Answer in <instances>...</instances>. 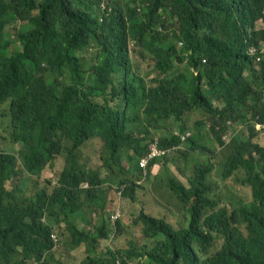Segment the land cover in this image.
<instances>
[{
	"label": "trees",
	"instance_id": "1",
	"mask_svg": "<svg viewBox=\"0 0 264 264\" xmlns=\"http://www.w3.org/2000/svg\"><path fill=\"white\" fill-rule=\"evenodd\" d=\"M258 21L264 0H0V111L21 146L0 152V264H76L70 260L80 252L79 264H129L133 257L136 264H264V146L253 142L255 127L264 129ZM131 43L153 62L149 82L131 61ZM91 46L97 53L88 59ZM196 112L201 120L183 142L186 118ZM234 124L248 135L236 131L228 145L224 136ZM95 138L103 142L106 178L80 155ZM212 140L229 150L223 177L243 171L237 182L248 186L251 201L221 206L209 183L211 161L195 165L189 186L168 172L163 180L185 204L187 227L141 211L138 223L152 247L98 256L99 242L112 231L106 218L92 231L76 220L105 213L111 179L121 200L135 201L138 182L152 180L160 160L168 163L166 155L140 168L153 144L213 155ZM60 157L55 185L49 181L28 197L15 183L22 173L41 177ZM120 204L109 224L118 211L121 217Z\"/></svg>",
	"mask_w": 264,
	"mask_h": 264
},
{
	"label": "rangeland",
	"instance_id": "2",
	"mask_svg": "<svg viewBox=\"0 0 264 264\" xmlns=\"http://www.w3.org/2000/svg\"><path fill=\"white\" fill-rule=\"evenodd\" d=\"M257 28H264V21H258ZM13 31V29H9ZM97 53V48L91 46L90 49L85 54L88 59ZM144 50L141 46L134 43L130 44V57L131 61L134 64L135 69L146 78L149 82L152 78H155L156 73L153 71V62L152 60L145 55ZM201 120L199 112H196L194 115H189L186 118V128L187 132L191 135L193 133V127L198 120ZM250 124V123H248ZM252 125V124H251ZM256 131L259 133L253 139V142L264 146V129L261 126L255 127ZM12 123L11 118L8 116L7 112L0 111V152L12 153L13 151L20 150L21 146L19 143L12 141L11 132H12ZM177 129L173 128V133L175 135H181L176 133ZM236 131L242 132L243 136L248 135V129L245 126L240 124H234L230 127L227 135L224 136V141L226 144H230L233 138V135ZM152 133L156 136H161L166 134V130L156 132L152 130ZM187 134V133H186ZM203 133L202 135H204ZM183 136V135H181ZM212 148L215 149L213 155L210 154H200V153H190L188 148L182 146L178 150H171L166 159L168 163L162 159L159 161V164L153 169V179L145 180L138 182L141 184L138 186V189L135 193V201L125 198L123 196L121 200V193L117 192L118 182L115 179H111L109 185L114 192L109 193V199L111 202L106 205V211L102 215L100 213H94V211L86 213L87 222L82 223L81 220H76V223L80 228H84L87 231L94 230L95 227L102 224L103 219L106 218V224L110 225L111 232L109 234V239L99 242V245L96 250L98 256H105L107 250H128L132 248L136 253L146 252L147 249L151 248L153 242H149L144 239L143 232L141 230V225L138 223V217L141 211L146 212L147 214L164 219L167 223L173 225L174 228L178 227H187L189 218L186 215V206L181 203L177 197L167 189L166 182L163 179H166V174L172 172L177 179H179L185 186H189V178L193 175V170L196 164H204L212 162L214 170L209 178V183L215 187L214 199L219 200L221 206L230 208L231 205L237 204L238 206L241 203H247L251 201V192L248 186H243L237 182V178H244L243 171H237L234 177L230 179H225L223 177L225 162L229 150L223 147L216 145L214 140H212ZM66 148H69L70 142H66ZM209 146V141L206 142ZM103 149V142L101 139L95 138L89 140L81 149L80 155L82 160L88 165L91 169H98L101 172L102 178L108 176L106 170L102 168L101 161V152ZM159 159V158H158ZM156 160V159H155ZM131 163H135L132 161ZM161 163V164H160ZM64 164V159L61 157L57 159L53 168H47L41 175V177H29L25 173H22L21 176L15 181L9 182L7 184V189H10L15 183H20V186L26 192V196L30 197L33 194L35 195L39 192L44 186L47 185L49 181H52L53 185L57 183L58 175L62 171V166ZM18 169L21 170V164L19 163ZM20 197H25L21 195ZM121 201V217L120 226L117 229V222L109 224L108 215L113 211L114 205L117 204V199ZM111 220V219H110ZM109 220V221H110ZM59 225L61 230L64 232L66 230V224L61 223ZM58 238V237H57ZM59 239L57 247L59 246ZM223 243L221 238L217 239V247ZM56 247V248H57ZM61 247L58 248L60 250ZM85 250V247H82ZM216 250V249H215ZM82 252L77 253L74 258H71L70 262L79 264L83 259ZM137 258H131L129 264H136Z\"/></svg>",
	"mask_w": 264,
	"mask_h": 264
},
{
	"label": "built area",
	"instance_id": "3",
	"mask_svg": "<svg viewBox=\"0 0 264 264\" xmlns=\"http://www.w3.org/2000/svg\"><path fill=\"white\" fill-rule=\"evenodd\" d=\"M257 49L253 48L251 49V53L254 54L256 52ZM188 137H190V133L184 134L183 136H181V140L184 142ZM169 151L166 150H161L157 144H153L150 149H149V153L147 154V156L140 160L139 166L141 169L146 170L149 163L155 159L158 158H162L166 155H168ZM120 217V211H118L114 216H112V222L115 223Z\"/></svg>",
	"mask_w": 264,
	"mask_h": 264
},
{
	"label": "clouds",
	"instance_id": "4",
	"mask_svg": "<svg viewBox=\"0 0 264 264\" xmlns=\"http://www.w3.org/2000/svg\"><path fill=\"white\" fill-rule=\"evenodd\" d=\"M251 49H253V48H250V50H249V53H250V54H252V53H251ZM111 219H112V218H111Z\"/></svg>",
	"mask_w": 264,
	"mask_h": 264
}]
</instances>
